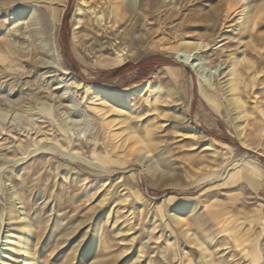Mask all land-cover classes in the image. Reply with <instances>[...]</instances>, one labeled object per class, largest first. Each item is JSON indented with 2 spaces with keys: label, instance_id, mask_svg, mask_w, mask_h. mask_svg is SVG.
Returning <instances> with one entry per match:
<instances>
[{
  "label": "rangeland",
  "instance_id": "1",
  "mask_svg": "<svg viewBox=\"0 0 264 264\" xmlns=\"http://www.w3.org/2000/svg\"><path fill=\"white\" fill-rule=\"evenodd\" d=\"M81 4L0 0V264H264V0Z\"/></svg>",
  "mask_w": 264,
  "mask_h": 264
},
{
  "label": "bare ground",
  "instance_id": "2",
  "mask_svg": "<svg viewBox=\"0 0 264 264\" xmlns=\"http://www.w3.org/2000/svg\"><path fill=\"white\" fill-rule=\"evenodd\" d=\"M88 4H89V0H82L81 7H78V11L75 12V15H74L75 23L76 22L78 23V21L80 20L81 12L86 8V6L91 11V13L94 14L98 19L103 20V18H104L103 11H101L100 9L97 11L96 7H89ZM49 5L51 7L53 4L50 3ZM0 11H1V9H0ZM25 13H26V11L20 10L15 15H17L18 19H19ZM51 13H53V12H51ZM51 16H50V18H51ZM28 21H31L32 25H29L27 22V24L25 26L20 27V29L17 32H19V34H18L19 39L22 40V42H19V43L24 45V43L26 41H29V43L31 44V47L29 49L27 48L28 50L26 48H24V50H23V47H20L19 45H17L18 42L15 40H12L11 36H10V38L7 41H5V44H3L5 47V50L4 49L2 50V47H1L0 48L1 51H3L5 54L7 51V53H9L10 55H15L16 51H18V49L19 50L21 49V50H23L22 51L23 53L29 54V56H33L32 58H35L37 56V54H35L36 48H38L37 36L38 35L40 37L47 36L49 33V30H50V27L52 25V22L48 17L46 18L45 16H42L41 12L39 13L38 10L35 8L30 9L29 14H28ZM0 28H1V25H0ZM46 38H44V39H46ZM44 44H46V43H44ZM52 44H53V42H52ZM55 50L56 51L51 55L52 63H54L57 68L64 69V61L58 52L57 46H55ZM68 88L69 87H67L66 89H68ZM67 91H69V90H67ZM189 112H190V110L188 109L187 114H189ZM0 115H1V113H0ZM12 206H14V202L12 203ZM10 213L12 215L9 218L12 219V221H13L11 223V225H13L14 227L20 226L21 229L23 230V233H21L20 235L19 234L15 235L16 238L11 242L12 244L8 248L9 249L8 252L10 254L8 258L11 260V262H13V264H17V263H20L21 261H23V259L28 256L29 251L32 248V240L34 239V235H33V232H31V231L26 233V228L28 227V224L27 223L23 224L19 221L20 217L18 215V212L16 210H14V208L11 209ZM2 224H3V218L0 217V234L2 232ZM12 237H14V236H12ZM3 255H4L3 258H7L6 252H3ZM256 262H257V260H255V264H256Z\"/></svg>",
  "mask_w": 264,
  "mask_h": 264
}]
</instances>
